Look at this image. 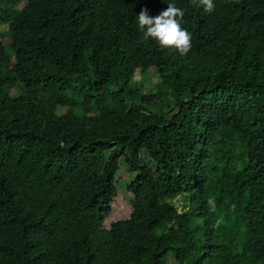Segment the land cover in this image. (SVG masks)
<instances>
[{"label": "trees", "instance_id": "1", "mask_svg": "<svg viewBox=\"0 0 264 264\" xmlns=\"http://www.w3.org/2000/svg\"><path fill=\"white\" fill-rule=\"evenodd\" d=\"M0 23V264H264V0H0Z\"/></svg>", "mask_w": 264, "mask_h": 264}, {"label": "rangeland", "instance_id": "2", "mask_svg": "<svg viewBox=\"0 0 264 264\" xmlns=\"http://www.w3.org/2000/svg\"><path fill=\"white\" fill-rule=\"evenodd\" d=\"M19 8H22V4L19 6ZM8 29H9L8 24L0 23V40H2V42L5 44L6 50L9 53V55L13 56L14 55V51H13V49L10 46L11 39H10V35L8 33ZM137 76L140 79H135V80H137L140 84H143L145 87H148L149 84H151V83H156L159 80V78H160V76H158L157 74H155L153 72H149L146 75H141V74L138 73ZM71 85L73 87H76L77 86V82H75V80H74L73 82H71ZM24 91H25L24 88L22 86H20L19 84L15 85L13 87L7 88V92L12 97H16V96H18L20 94H23ZM68 93H69V95H72L70 92H68ZM46 94H41L39 97L46 96ZM155 104H153L152 107H154ZM148 106H151V105H148ZM145 108H147V105H145ZM64 111H65V109L63 107H61V106L58 107V113H62ZM93 112H95V111H93ZM118 175L121 177V184L122 185H126L127 181H128L127 179H128V177L130 175V172H129V170L127 168V165L124 162V160L120 161V168H119V171H118ZM170 260L173 261V256L172 255H170ZM173 263L174 264H178L177 262H174V261H173Z\"/></svg>", "mask_w": 264, "mask_h": 264}]
</instances>
